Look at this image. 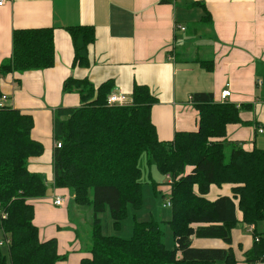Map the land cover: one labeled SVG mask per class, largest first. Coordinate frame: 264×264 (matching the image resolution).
Wrapping results in <instances>:
<instances>
[{
	"label": "trees",
	"instance_id": "trees-1",
	"mask_svg": "<svg viewBox=\"0 0 264 264\" xmlns=\"http://www.w3.org/2000/svg\"><path fill=\"white\" fill-rule=\"evenodd\" d=\"M67 30L75 49L74 67H87L96 39L94 28ZM12 42V57L1 65L0 81L11 73L55 66L54 29L15 30ZM202 64L211 68L210 62ZM114 87L113 80L96 87L88 78H68L64 92H77L82 104L57 110L54 122V139L62 147H56L53 155V186L56 191L69 190L76 206L94 210L91 249L79 264H235L231 247L203 249L194 241L221 240L231 246L238 210L242 222L254 227L245 262H264V232L256 230L264 222V150L247 151L240 142L226 138L228 125L244 123L241 108L217 103L213 94H194L198 131L177 133L173 141L161 142L151 114L158 99L150 89L135 85L132 106L109 107L107 99ZM2 96L0 89V100ZM33 128L32 116L0 107V226L10 242L8 258L0 251V264L67 261L59 254L57 240L42 241L34 224L36 203L45 198L48 188L43 176L29 169L30 160L45 151L33 140ZM143 154L150 166L173 180L171 218L166 222L171 247L159 223L139 220L144 207L139 166ZM213 185H232L233 197L209 200ZM107 213L117 234L131 222L130 238L108 232L102 218Z\"/></svg>",
	"mask_w": 264,
	"mask_h": 264
},
{
	"label": "crops",
	"instance_id": "crops-1",
	"mask_svg": "<svg viewBox=\"0 0 264 264\" xmlns=\"http://www.w3.org/2000/svg\"><path fill=\"white\" fill-rule=\"evenodd\" d=\"M75 26L95 30L90 64L83 68L74 67L75 49L67 28ZM43 28L54 29L55 66L11 73L0 81V89L8 97L7 106L33 117L32 138L45 149L29 165L48 188L36 203L34 224L42 241L57 240L59 254L67 257L63 264H79L89 255L82 253L78 223L68 211L72 197L53 186L56 112L82 104L77 92H64L68 78H88L96 87L113 80L112 93L130 97L135 85L147 86L158 99L151 114L161 142L198 131L194 94H213L221 103L229 85L228 102L241 108L244 123L228 125L227 140L240 142L247 151L264 150V0H5L0 6V67L12 57L15 30ZM232 187L213 185L207 198L233 197ZM58 196L66 200L62 207L54 204ZM237 218L231 246L207 241L213 239L195 240L194 245L231 247L235 264H248L245 253L253 246L254 227L242 222L240 210ZM256 230L264 232V223ZM0 233L7 239L1 226Z\"/></svg>",
	"mask_w": 264,
	"mask_h": 264
},
{
	"label": "rangeland",
	"instance_id": "rangeland-1",
	"mask_svg": "<svg viewBox=\"0 0 264 264\" xmlns=\"http://www.w3.org/2000/svg\"><path fill=\"white\" fill-rule=\"evenodd\" d=\"M148 156L147 154H143L140 161L139 166L142 169L143 175L141 178L142 183H144V207L143 210L139 212V220L140 221H150L153 220L160 224L162 230L165 232V242L171 247L169 244L168 237H171L172 234L169 226L166 224L168 220L171 218V209L172 208H164V204L168 203L171 200L172 196V182L168 179V175H163L155 166H150L147 163ZM30 165V162H29ZM155 182L156 185L153 186ZM65 191V190H64ZM70 196L72 197V206L68 209L71 212L73 219L78 223V242L82 246V253H89L91 249V234L94 223V210L92 206L80 207L74 204V196L69 190ZM69 198L66 196V199ZM8 216V215H7ZM104 224L111 235H120L123 238H130L132 233L129 230L131 226V222H127L123 224V229L119 234L114 232L111 229V220L109 218L108 213L102 216ZM1 221V218H0ZM264 223V222H263ZM67 230H71L74 228H66ZM214 241V240H207ZM215 242H218L215 240ZM0 243H5L4 247H1L3 255H7L9 252V243L5 238L3 233H0ZM222 243V242H218ZM223 264V263H218Z\"/></svg>",
	"mask_w": 264,
	"mask_h": 264
},
{
	"label": "built area",
	"instance_id": "built-area-1",
	"mask_svg": "<svg viewBox=\"0 0 264 264\" xmlns=\"http://www.w3.org/2000/svg\"><path fill=\"white\" fill-rule=\"evenodd\" d=\"M5 0H0V6H2L4 4ZM183 30H185L183 28ZM231 97V90H230V86L227 85L226 88L222 91L221 93V103H228L229 98ZM8 100L7 96H2L1 100H0V107H5L6 105V101ZM134 103V100L132 97L127 96L123 93H112L109 95L108 99H107V105L109 107H129L132 106ZM262 132V131H261ZM56 147L57 148H61L62 144L61 143H56ZM168 179L170 180V182H173L172 178L168 175L167 176ZM65 198L62 196H58L55 198L54 204L55 206L58 207H62L65 205ZM164 208H172V202L171 200L164 204ZM8 243L9 240L7 239ZM258 241V238H257ZM5 243H0V246H4Z\"/></svg>",
	"mask_w": 264,
	"mask_h": 264
}]
</instances>
